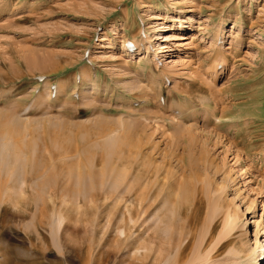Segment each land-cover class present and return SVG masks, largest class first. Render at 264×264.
<instances>
[{
    "label": "rangeland",
    "instance_id": "374dc122",
    "mask_svg": "<svg viewBox=\"0 0 264 264\" xmlns=\"http://www.w3.org/2000/svg\"><path fill=\"white\" fill-rule=\"evenodd\" d=\"M219 25L222 42L213 37ZM126 40H139L142 48L121 52ZM59 82L62 96L53 89L49 96V87L57 90ZM0 112L33 123L10 140L18 148L9 152L28 159L24 177L17 158H10L11 174L0 163V264H160L170 255L172 264H223L229 246L211 248L224 230L222 214L204 247L197 245L217 198L232 215L240 207L247 225L234 236L256 247L259 256L264 0H0ZM212 117L222 122L215 125ZM117 119L130 124V133ZM113 131L117 157L124 154V160L115 155L111 169H104L100 145ZM135 144L142 157L134 155ZM69 150L85 154L76 163L67 160ZM148 155L170 185L164 196L172 211L176 200L170 193L181 187L180 214L161 216L172 230L168 236L148 220L157 221L159 197L145 218L132 212L130 196L116 199L97 188L122 172L128 190L130 175L147 169ZM73 164L97 188L74 206L63 198ZM56 214L65 220L53 229ZM255 220L263 229L258 241Z\"/></svg>",
    "mask_w": 264,
    "mask_h": 264
},
{
    "label": "bare ground",
    "instance_id": "6f19581e",
    "mask_svg": "<svg viewBox=\"0 0 264 264\" xmlns=\"http://www.w3.org/2000/svg\"><path fill=\"white\" fill-rule=\"evenodd\" d=\"M236 22L233 23L234 27L233 29L235 28V25ZM220 26V25H219ZM243 26V25H242ZM217 28V27H216ZM252 28V27H251ZM242 29V28H241ZM221 32H222V27H218V29L216 30V32L213 34V37L214 39H217L219 40L218 42H220L222 40L223 37H221ZM149 40V43L148 45H150V38L148 39ZM242 40V39H241ZM134 42V44L137 46V49L138 48H142L139 44V40L138 42L136 40H132ZM142 41V40H141ZM233 41V40H232ZM128 40H126L125 42H123L122 44V48H121V52H125L124 51V48L126 47V44H127ZM222 42V41H221ZM224 43V42H223ZM142 44V43H141ZM144 44H142L143 46ZM146 46V45H145ZM151 46V45H150ZM219 47V46H218ZM113 49V48H112ZM115 49V48H114ZM219 49V48H218ZM136 50V49H135ZM139 50V49H138ZM137 50V51H138ZM150 50V47L147 48V52L149 54V51ZM147 54V55H148ZM90 70V69H89ZM91 71V70H90ZM87 70L84 72L82 71V77L83 78H86L88 77L89 73H86ZM95 73V72H94ZM94 76V74L90 73V76ZM80 76V75H79ZM81 77V78H82ZM213 77V76H212ZM95 79V77H93ZM216 78V77H215ZM97 79V78H96ZM77 83L80 84V78H76L75 79ZM86 80V79H85ZM88 80V79H87ZM92 80V79H91ZM89 81H90V77H89ZM97 81V80H96ZM60 83V82H59ZM94 83V82H92ZM95 84V83H94ZM49 85V83H48ZM51 85V84H50ZM49 85V86H50ZM81 85V84H80ZM63 85H61V83L57 86V90H55V88L51 85L49 87V91H48V94L49 96H51V94L54 92L55 94V97H57L58 95L60 96L64 90H62ZM50 89H53V92L52 90ZM78 89V88H77ZM93 90V88H92ZM91 90V91H92ZM80 91V90H79ZM157 91V90H156ZM75 92V91H74ZM158 93L160 91H157ZM57 93V94H56ZM100 93V92H99ZM160 94V93H159ZM158 95V94H157ZM62 96V95H61ZM66 96V95H65ZM91 96V95H90ZM160 96V95H159ZM92 98V97H91ZM58 100V99H57ZM92 100V99H91ZM49 101V100H48ZM182 109V108H181ZM164 110V109H163ZM186 113V112H185ZM209 113V112H208ZM222 113V112H221ZM180 116V115H179ZM184 116V115H183ZM108 118H111V117H108ZM113 120V119H112ZM119 122L122 123V127L123 128H128L127 129V132H129V128L130 127V124H127L125 123V121L123 119H117ZM189 120V119H188ZM107 121V119H106ZM212 121L213 123L216 125H218V123H221L222 120H220L218 117H212ZM7 122V123H5ZM108 122V121H107ZM111 122V121H109ZM125 123V124H123ZM133 123V122H132ZM182 123V122H181ZM5 124H9L10 127H8L10 130H7V131H4L6 129H2V127H4ZM32 121L30 118H24L22 117L21 115H17L16 112L14 114H6V112H0V163L1 165L4 166V169H8L11 170V161H10V158L11 157H15L17 158V166L19 168V171L21 172V175L24 177L26 171H25V167L27 166L26 163L28 161V159L26 158V155H23L22 154H17L16 152L14 154H12L11 151L12 149H17L18 146L15 144V143H12V140L15 136H21L23 135L27 130L28 128L31 126ZM56 124V123H55ZM120 124V123H119ZM118 124V125H119ZM134 124V123H133ZM83 125V124H82ZM184 127V131L186 130L185 127L186 125H182ZM109 127V126H108ZM189 127V126H188ZM111 128V127H110ZM190 128L189 127V132H190ZM198 127H196L194 129V131L197 129ZM101 129V128H100ZM132 129V128H131ZM120 130V129H119ZM122 130V128H121ZM129 130V131H128ZM118 132V130H116ZM193 130H191L192 132ZM199 131V130H198ZM206 131V130H205ZM117 132L113 131L111 132V134H109V137L108 138H103L102 141H104L105 139V142L104 144L102 143V146L100 145L101 149H104V152H105V160H104V169L107 167H110L111 169V162H112V158L116 155L117 157V153L116 151H118V147H117V150H116V145L119 144L118 143V134ZM125 132V131H123ZM133 132H134V129H133ZM202 132V131H201ZM204 132V131H203ZM213 132V131H212ZM130 133V132H129ZM187 133V132H185ZM209 133V132H208ZM132 134V133H131ZM212 134V133H210ZM84 135V134H83ZM107 135V134H106ZM217 135V136H216ZM216 138L218 140H222L223 137H221L222 135H219V134H216ZM123 136V135H122ZM105 137V136H104ZM129 137V136H128ZM118 138V139H117ZM139 138V137H138ZM73 139V138H72ZM87 140V139H86ZM229 141V140H228ZM227 141V142H228ZM72 142V140H71ZM73 143V142H72ZM122 143V142H121ZM149 143V142H148ZM234 143V142H233ZM138 144V142L136 143ZM135 144V145H136ZM98 145V144H96ZM133 146L134 147V155H138V156H141V152L139 151V145L137 146ZM229 145V144H228ZM233 144H230V147L233 148L234 150V154H235V158L236 159H241L242 156H239L241 154H239V150L238 149H234L235 146H232ZM75 147V146H74ZM104 147V148H102ZM124 148V147H123ZM86 149V148H85ZM100 149V150H101ZM132 149V148H131ZM19 150V149H18ZM73 150V148H72ZM78 150V149H77ZM87 150V149H86ZM85 150V151H86ZM232 150V149H231ZM71 151V150H69ZM103 151V150H102ZM242 151V150H241ZM240 151V152H241ZM77 152V153H76ZM75 153L72 151L71 152H68V155H67V160H71L73 161V159H76L77 157L81 158L83 154H85L84 151L83 154L81 153V151H76ZM122 152V151H121ZM10 153V154H9ZM75 154V155H74ZM254 154V152H253ZM260 154H263V158H264V151ZM259 154V155H260ZM194 155V154H193ZM244 155V153H243ZM81 156V157H80ZM122 156H124V154H119L118 155V160L121 161V159L123 158ZM137 156V158H138ZM136 157V156H134ZM142 157V156H141ZM194 157V156H193ZM249 157V155H248ZM27 159V160H26ZM248 159V158H247ZM77 160V159H76ZM124 160V158L122 159ZM151 156L148 155L147 158H146V167L147 169L144 170V174H142V172H140V170H138L136 172V174L133 172L130 178V180L128 181V190H126V186L125 187H122L124 185H126V183H124L126 177H124L122 175V172H118L116 173L115 175V178H114V181H109V180H106V181H101L99 186L97 188H99L98 190L102 191L103 193L105 194H117V197L116 199H124L123 197L125 195H128L130 196V202H132L131 204L132 205V212L135 210V211H139L142 216L143 215H146L145 218L148 217V211H150V205L154 204L157 200V198L159 197V203H160V209L158 210V216H157V221L156 219L154 221H151L150 218L148 217V220H149V223L152 224L153 226H157L159 227V230H161L162 234H165V235H170V233L172 232V230L168 227L169 224H167L165 221H164V218L162 219V214L165 213V215L168 214H175V213H179V210L177 209V205H179V201L181 200V194H180V188L177 190V189H172L171 191V195H172V199H174V201L176 200V207L173 205L174 207V211L170 210V208H168V206L172 205L170 203V205L168 204L169 202L167 201V199L165 198L166 196H164V192L166 191V189L170 187L169 183H166V181L164 180H161L159 178V175H158V169L155 167H153V163L151 162ZM75 161V160H74ZM73 161V162H74ZM78 161V160H77ZM99 161V160H98ZM97 161V162H98ZM137 161V159H136ZM248 161V160H247ZM76 162V161H75ZM13 163V162H12ZM70 163V161H69ZM77 163V162H76ZM78 163H82V162H78ZM28 164V163H27ZM75 164V163H74ZM73 166H70L72 164H70V170H69V174L66 175L65 179H64V184L66 186V189H67V192L64 194L63 198H65L72 206H74L76 204V200L77 198L78 199H83V200H86L89 196H90V193L92 191H95V188H96V185H89L90 183L88 182V180L83 176V174L81 172H79L81 169H79L78 172H75L74 170L76 169L77 170V167L74 169V165ZM137 164V162H136ZM181 171H182V174L183 172L185 171L184 170V167L186 166L183 159L181 160ZM2 166V167H3ZM83 166V165H82ZM207 166H208V163H207ZM214 166V165H213ZM256 166V165H255ZM254 166V167H255ZM71 167H73V170H71ZM80 167V166H79ZM84 168V166H83ZM145 168V167H144ZM113 169V168H112ZM109 170V169H108ZM122 170V169H121ZM135 170V169H134ZM142 170V169H141ZM6 172V170H4ZM198 171V170H197ZM196 172V171H195ZM206 172V170H205ZM9 173L11 174L12 171ZM186 173V172H185ZM86 174V173H85ZM218 174V173H217ZM262 174V173H261ZM20 175V174H19ZM20 175V176H21ZM22 177V178H23ZM208 177V176H207ZM88 178V177H87ZM105 178V177H103ZM42 179V177H40V175L38 176V178L36 179V181H34V185L37 186L38 182ZM127 182V181H126ZM89 183V184H88ZM205 183V182H204ZM124 184V185H123ZM207 184V183H206ZM98 185V184H97ZM177 185V183H176ZM178 186H181L179 185L178 183ZM204 187V186H203ZM264 187V186H263ZM96 188V189H97ZM124 188V189H123ZM176 188H178L176 186ZM197 188V187H196ZM202 188V187H201ZM223 188L225 189V186H223ZM183 189V188H182ZM207 189V188H206ZM211 189V188H210ZM174 190V191H173ZM221 190V189H220ZM227 190V188H226ZM225 190V191H226ZM264 190V189H263ZM66 191V190H65ZM170 191V190H169ZM210 191V190H209ZM208 189H207V198H210L212 191L209 192ZM202 193L204 192V188H202ZM188 193V192H187ZM63 195V194H62ZM222 195V194H221ZM209 196V197H208ZM215 198V197H214ZM115 200V199H114ZM210 200V199H209ZM66 201V202H67ZM78 201V200H77ZM158 202V201H157ZM210 203V201H208ZM212 202V201H211ZM221 202V199L220 198H217L215 201L213 200L212 204H209L210 206V211L209 213V216L206 217V221H204V225L202 226L201 228V232L199 233V239L197 240V245H198V248L201 246V247H204V241L206 240V237L208 236V234H211L212 232V227L214 225V223L216 222V220L218 219V217L220 216V214L223 215L224 218V230L221 232L219 238H217V241L215 242V245L214 247H211L213 248V250L219 252L221 250H223L225 247H228L229 246V250L228 252L226 253V255H224V258H223V264H258L260 261H262L263 259V256H264V245H262L260 248V254L259 256H257V249L256 247L254 248H251L247 241H243V237L240 236L235 238V234L238 232L237 231V228H239V231H240V228H244L247 223L246 222H243L241 219V216H240V210L237 206V215L236 214H231L229 212V210H224L223 209V206L222 204L220 203ZM68 203V204H69ZM158 203V204H159ZM224 203V202H223ZM157 204V203H156ZM227 205V204H226ZM208 206V207H209ZM255 208V207H254ZM155 209V208H154ZM178 210V211H177ZM130 214V218H132V220L134 219L133 218V214L131 211H129ZM168 214V215H169ZM256 214V213H255ZM254 214V215H255ZM121 215V214H120ZM168 215L166 216L165 219H167ZM56 216H58L56 214ZM122 216V215H121ZM165 217V216H164ZM243 217V216H242ZM57 225H55L54 223V226H53V229H57L59 228L60 225H62V223L64 222V217L63 216H58L57 217ZM124 219V218H122ZM255 219V218H254ZM260 221L258 220H255L254 221V230H255V238H256V241L257 238L259 237L258 235L261 233V231H263V229H261L260 227V224L259 223ZM160 225V226H159ZM239 225V226H237ZM237 226V227H236ZM243 230V229H242ZM242 235V233H241ZM168 238V237H167ZM204 244V245H203ZM257 245V244H256ZM213 246V245H212ZM181 248V247H180ZM181 249H179L180 251ZM201 250V249H199ZM212 250V249H211ZM210 252V251H209ZM214 252V251H213ZM216 252V253H217ZM181 253V252H180ZM199 253V252H198ZM211 253V252H210ZM209 253V254H210ZM215 253V254H216ZM176 254V253H175ZM178 254V253H177ZM202 254V253H201ZM208 254V255H209ZM213 254V253H212ZM207 255V256H208ZM214 255V254H213ZM212 256V255H210ZM261 256V257H260ZM215 257V256H212L211 259ZM172 258H175V257H172L171 255L169 257H164L162 258L160 264H172L173 260H171ZM210 258V257H208ZM181 260V259H180ZM210 261V260H209ZM221 262V260H220ZM211 263V262H210ZM204 264H206L204 262Z\"/></svg>",
    "mask_w": 264,
    "mask_h": 264
}]
</instances>
